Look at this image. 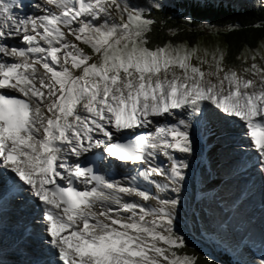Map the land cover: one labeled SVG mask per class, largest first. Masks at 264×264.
<instances>
[{
    "label": "snow or ice",
    "instance_id": "snow-or-ice-1",
    "mask_svg": "<svg viewBox=\"0 0 264 264\" xmlns=\"http://www.w3.org/2000/svg\"><path fill=\"white\" fill-rule=\"evenodd\" d=\"M260 11L256 27L264 0ZM157 23L132 0H0V178L8 172L40 208L55 264H196L177 251L175 210L195 151L186 116L212 131L209 105L239 119L264 174V55L237 70L220 49L149 47ZM128 165L175 196L103 171Z\"/></svg>",
    "mask_w": 264,
    "mask_h": 264
},
{
    "label": "rangeland",
    "instance_id": "rangeland-1",
    "mask_svg": "<svg viewBox=\"0 0 264 264\" xmlns=\"http://www.w3.org/2000/svg\"><path fill=\"white\" fill-rule=\"evenodd\" d=\"M161 1L175 2L176 0H159V3ZM36 2L37 0H29V5L34 4ZM132 2L137 4L141 8H145L146 10V6H150L156 3L157 0H132ZM256 4H260V0L251 1V5H256ZM25 10H26L25 8H21L19 10H14V12L24 13ZM34 10L35 9L33 7H30V11L28 12V14L35 13ZM200 30L208 34V36L203 37V39L200 42H196L194 45L195 47H198L200 49L201 54H203L205 49H207L209 52H212L216 49H220L224 53L226 52V44L224 43L223 36L221 35V29L214 27V26H210V24H203L200 27ZM205 33H202V34L205 35ZM185 45H188L189 47H193V46H190L189 44H185ZM84 50L85 52L89 54L91 53V49L86 46H84ZM256 52H259L261 55H264V42L262 44L260 43L257 49L246 48L244 50V56L242 57L243 63L235 68L237 70H242L243 67L247 66L244 64L245 60H247L248 63L250 64L251 63L250 57ZM193 62L195 63V61ZM257 62L258 63L260 62L259 56H258ZM225 65L226 67H230L228 63L226 62V60H225ZM189 117H192V115L189 114L187 118ZM208 120H209V116H208ZM209 123L211 125L210 120H209ZM228 123L233 124L234 126L236 125V123L231 119H229ZM238 124L239 123H237V125ZM177 155L179 156V154ZM194 159H195V151L192 155L186 156V162L188 163L189 167L194 165ZM202 159L203 158L201 155L198 163L202 162ZM212 159L214 160V157H212ZM162 161H165V166H167L166 160H164V158H162ZM216 162L217 161L213 163V168L217 169L218 164ZM203 166L200 167L198 172L201 171ZM189 167L186 170L187 177H189V174H190ZM209 167L211 166L209 165ZM207 168H208V165L206 164V170ZM256 168L258 167H254L252 171H258ZM198 172L197 173L195 172L196 177L193 176L195 175V173H192L193 177L192 176H191L192 178L190 177L189 182L184 181V183H187V185H189L188 191L186 189L184 190V192L188 194L189 199L187 201V204L184 207L179 204L177 206V209L175 210L176 216H179V219L181 220V223L179 221V223L177 224L179 226L178 228L179 229L182 228L181 231L184 233H188V235H192V233L198 234L200 232L203 237L204 242H201L198 240L196 241L194 240L195 238L193 239V241L196 243L202 244L203 249L206 250V252L208 251L209 253H212L214 255H216L215 253L216 250L214 249V246L212 245L213 247H211V244L209 243L213 241L214 239L215 240L220 239L223 243L228 244L229 246L228 248L230 251L232 247L234 256L239 261L247 260L249 258L250 254L246 252V248L248 249L250 248V246L258 250L259 253H262L263 252L261 251L262 244L260 242V239L262 237L261 232L264 233V207H261L262 202L260 201V196H263L262 181L259 180L261 182H258L256 186H253L247 189L246 192L242 193L241 196L243 197V195L249 191L248 195L246 196L243 202V205L241 206L242 208L241 209L237 205L241 203L242 198L239 200L238 204H236V202L234 201V199H236L238 195L240 194L239 192L234 193L232 195L231 201L229 202L226 201L225 199L222 200L220 197V193L222 190L225 191L226 193L232 192L229 189H227V187L224 185L223 179L220 178V176L215 175V174L213 175L212 178L206 179V176H204L203 174L202 176L203 181L201 180L197 181ZM258 172L260 173V171ZM194 177H195V184L192 185L194 182ZM217 178H219L218 180L220 181L219 187L215 185L213 186L212 184L213 181L216 182ZM242 180L244 182L249 181L248 178H243ZM210 183L212 184L211 189H208V191L205 190L207 193L203 192L202 194H200L199 190L202 187H205L207 186V184H210ZM234 183L235 181L233 180V184ZM197 184H199V188H197ZM151 188H154V185L151 186ZM183 189H184V186L182 190ZM164 195H165V198H168L167 196H170V195L172 196V198L175 196V194L170 193V192H167V194L164 193ZM194 197L199 198V200L195 199L197 200L195 201ZM179 201L181 202L184 200H179ZM237 208L239 209V211L237 210ZM243 209L248 212H245ZM256 210H258V214L257 212L255 213ZM245 214H248L250 218L253 219V221H251V219H249L246 216L244 217L243 215ZM240 219H242V221H240ZM258 220H260V224H263L262 227L259 225L260 229L254 226ZM246 228H248L247 231H246ZM0 242L2 241L0 240ZM7 242L9 243V241ZM207 242H208V245L206 244ZM256 243L258 244L256 245Z\"/></svg>",
    "mask_w": 264,
    "mask_h": 264
},
{
    "label": "trees",
    "instance_id": "trees-1",
    "mask_svg": "<svg viewBox=\"0 0 264 264\" xmlns=\"http://www.w3.org/2000/svg\"><path fill=\"white\" fill-rule=\"evenodd\" d=\"M178 5L180 11L175 9ZM146 14L158 22L155 29L148 34L149 47L161 46L166 42L194 46L196 42L208 36L200 30L203 24L221 29L226 44V62L230 67L243 63L242 57L246 48L257 49L260 43L264 42V25L255 26L261 24L260 8H245L244 11L235 12L222 7L198 6L193 4V1H181L176 6L165 5L155 11L150 9ZM185 17H191V22ZM183 237L186 247L177 251L181 255L195 257L196 264H240L229 256H223L220 260L216 255L206 252L201 244L194 242L189 236Z\"/></svg>",
    "mask_w": 264,
    "mask_h": 264
},
{
    "label": "bare ground",
    "instance_id": "bare-ground-1",
    "mask_svg": "<svg viewBox=\"0 0 264 264\" xmlns=\"http://www.w3.org/2000/svg\"><path fill=\"white\" fill-rule=\"evenodd\" d=\"M28 1V4H29V0H27ZM4 2L5 3H11L12 2V0H4ZM27 4V3H26ZM26 10H25V12L23 13V12H15V15L16 16H18V17H23L25 14H28V12L30 11V7H28V8H25ZM205 103H207V102H205ZM209 107V112H208V116H209V120H210V122H211V124L212 125H210V123H209V120H208V126H209V128L212 130V131H209L208 132V136L206 137V139H207V141L208 142H206V146H205V148H203V146H201L200 144H199V142H198V136H197V134H196V132H195V129H194V140H195V145H194V147H195V159H194V165L193 166H191V167H189V170H190V174H189V177H187L186 176V179H185V181L186 182H189L190 181V177L192 176V173H197L198 172V170L200 169V167L201 166H203L204 164H207V165H209V160L211 159V157L214 155V157H215V161H217L216 163L218 164V170H219V172H221V171H223L222 169L223 168H226L228 165L226 164V163H220V161H226V162H228L229 161V159H226L225 158V155L223 154V152H227L226 154H228L229 156L230 155H238L239 157H243V158H246V159H249L252 163H257V157H256V155H255V153L254 152H252L251 150H249L248 149V143H249V139H248V137L247 136H245L244 135V133H245V131H246V129L245 128H243L242 127V124H241V122L239 121V119L238 118H228V119H224V118H222L221 117V115L217 112V110H215L211 105H209L208 106ZM190 118V119H189ZM189 118H187V116H186V119H188L189 121H191V122H195V118L192 116V117H189ZM229 119H231V120H233L235 123H236V125L234 126L233 124H230V123H228V121H229ZM225 121V124H224V127H222L221 126V124H220V122L222 123V122H224ZM237 123H239L238 125H237ZM230 124V125H229ZM226 131H228V132H232V133H236V135H235V140L234 141H232V143L231 144H233V143H238V144H243L245 147H247V148H233V147H230L231 149H233L232 151H228V148H229V144L230 143H226L227 142V137H225L224 136V133L226 132ZM213 132L215 133V134H213ZM209 137V138H208ZM243 137V138H242ZM222 141H226V142H224V143H222ZM220 145H226V147L225 148H221L220 147ZM201 155H202V162H199L198 163V161H199V159H200V157H201ZM232 157H234V156H232ZM160 163H163V164H165V161H161ZM214 163V162H213ZM234 163V162H233ZM166 164H167V162H166ZM213 165V164H212ZM240 165V162L237 164V166H239ZM196 166H200L199 168H196ZM211 166V165H210ZM255 166L253 165L252 166V168L250 169V170H247V172H252V169L254 168ZM195 169V170H194ZM258 171H260L259 170V167L258 168H256ZM235 170H236V168H234V170H232V174H234L235 173ZM195 171V172H194ZM196 173H195V175H193V176H195L196 177ZM9 175V177H10V182H13L14 183V186H16L17 187V189L19 190V186L17 185V184H15V182H14V180L11 178V175L8 173V172H4V175ZM3 175V176H4ZM2 176V177H3ZM192 176V177H193ZM191 177V178H192ZM195 177H194V182H193V184L192 185H194L195 184ZM141 179V181H142V183L143 184H145L149 189H150V191L152 192V193H154V194H159L162 198H165V195H164V193H157L156 192V189H155V186H154V188H151V186H149L146 182H144L143 181V179L142 178H140ZM157 181H161V178H159V177H157V178H155ZM219 178H217V180H216V182H214L213 181V186L215 185V186H217V185H220V181L218 180ZM260 180L262 181V183H263V194H264V174H262L261 173V171H260ZM223 183H224V185L226 186V182L225 181H223ZM212 184L210 183V184H207V186H205V187H202L200 190H199V192H200V194H202L203 192H206V191H208V189H211V187H212ZM222 185V184H221ZM232 185H234L233 186V188L235 189V190H237V188H238V185L236 184H233L232 183ZM153 186V185H152ZM183 186H184V189L182 190V191H184L185 189L188 191V186L189 185H187V183H184L183 184ZM197 188H198V186H197ZM206 190V191H205ZM207 193V192H206ZM256 194V193H255ZM229 195H233V192H231V193H226L225 191H221V193H220V197H221V199L222 200H226V201H231V199H232V197L231 196H229ZM129 199H134V200H138L139 198H136V197H132V198H129ZM179 200H184V201H181L183 204H185L187 201H188V197H187V193H181L180 194V196H179ZM221 200V201H222ZM154 203V202H153ZM33 204H35L34 203V201L33 200H31V199H29L26 203H24L23 205H26L27 206V208H31L32 207V205ZM1 205H5V204H1ZM18 207H19V205H18ZM176 209H177V207H176ZM237 210L239 211V209L237 208ZM258 212V211H257ZM244 217L246 216V217H248L249 219H251L250 218V216L248 215V214H245V215H243ZM2 217V214L0 213V218ZM240 221H242V219H240ZM251 221H253V219H251ZM20 224H22L23 226H22V228L24 227V229H26V228H32V226L34 227L35 226V223H33V225H31V226H27L28 225V223L26 222V224H24V223H20ZM259 225L262 227V225L263 224H260V220H258L256 223H255V227H257V228H259L260 229V227H259ZM0 226H2V227H4V226H10V222L9 221H5V222H2V223H0ZM40 228V227H39ZM39 228H37V227H34L33 228V231L34 232H39L40 233V235L42 234L40 231H39ZM38 231H37V230ZM248 230V228H246V231ZM4 237H6V238H10L11 236L9 235V233H5L4 234ZM246 237H247V235H246ZM5 238V239H6ZM18 239H20V238H17V240ZM34 246L35 247H37L38 249H37V252H38V255H35V258H36V256H40L41 254H43V251H44V249H45V246H43V245H41V244H39V243H36V244H34ZM27 247V246H26ZM261 251H263L264 252V245H262V249H261ZM262 252V253H263ZM2 258V255H0V259ZM53 259H56L55 258V256H53ZM0 264H9V262L8 261H5L4 263H0Z\"/></svg>",
    "mask_w": 264,
    "mask_h": 264
}]
</instances>
